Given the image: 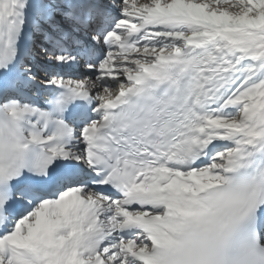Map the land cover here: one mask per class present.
Listing matches in <instances>:
<instances>
[{"label":"snow or ice","instance_id":"6c2138e0","mask_svg":"<svg viewBox=\"0 0 264 264\" xmlns=\"http://www.w3.org/2000/svg\"><path fill=\"white\" fill-rule=\"evenodd\" d=\"M0 264H264V0H0Z\"/></svg>","mask_w":264,"mask_h":264}]
</instances>
